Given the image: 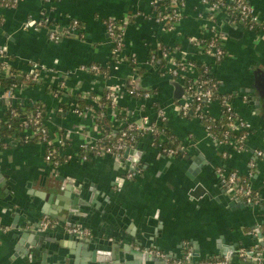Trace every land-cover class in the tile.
Here are the masks:
<instances>
[{"label": "crops", "instance_id": "crops-1", "mask_svg": "<svg viewBox=\"0 0 264 264\" xmlns=\"http://www.w3.org/2000/svg\"><path fill=\"white\" fill-rule=\"evenodd\" d=\"M150 1L19 0L15 7H0V62L23 73L32 72L31 65L37 64L44 82L17 87L13 99L41 101L52 136L66 137L67 147L60 156L73 155L69 163L55 167L45 160L42 143L21 144L13 139L0 143V264H98L97 250L114 251L120 264H142L132 254L140 248L146 253L157 251L169 261L185 264L191 257L202 264L210 258L226 259L225 253L238 255L241 249L264 247L260 232L264 226V108L258 114L243 91L264 83L257 73L264 72V31L247 30L225 10H214L210 17L201 0H183L182 17L168 31L154 23ZM247 2L264 23V0ZM43 17L63 27L78 20L81 33L51 42L46 28H24L28 20ZM106 19L118 20L125 28L119 59L112 54ZM211 30L221 34L225 57L219 62L201 55L194 45ZM163 46L177 59L210 65L218 91L232 97L234 112L251 126L245 150L216 144L197 118L182 116L175 108L176 101L168 104L173 95V87L167 84L172 79L169 66L159 72L149 61L151 51ZM126 57L145 69L144 74L133 73ZM91 65L106 68L108 77L81 69ZM197 70L187 68L186 77H196ZM128 79L138 80L142 89L153 92L141 99L121 91L115 107L108 111L107 127L116 133L127 121L143 117L157 121L159 108L164 125L183 152L176 157L163 155L152 145L151 136L145 135L128 148L140 153L137 163L108 156L78 161L80 145L101 140L105 131L93 108L82 114L74 112L71 96L98 100L105 88L126 84ZM50 88H60L63 95L53 94ZM6 96L7 92L0 90V99L8 102ZM4 109L0 105V115ZM209 114L219 117L218 105L211 106ZM256 151L262 152L258 158ZM220 170L246 177L258 195V204L248 206L237 200L222 183ZM128 173L134 177L128 179ZM64 180L73 188L78 185L67 204L52 199L62 194ZM195 186L202 190L198 197L190 196ZM68 215L78 221L77 226L89 230L87 239L92 242L88 247L55 238L45 244L43 259L26 241L19 244L24 233L36 234L34 229L42 218L64 226ZM48 233L67 236L60 227Z\"/></svg>", "mask_w": 264, "mask_h": 264}, {"label": "built area", "instance_id": "built-area-1", "mask_svg": "<svg viewBox=\"0 0 264 264\" xmlns=\"http://www.w3.org/2000/svg\"><path fill=\"white\" fill-rule=\"evenodd\" d=\"M19 0H15L18 3ZM228 2H232L236 12L228 13L226 4ZM158 0H151L150 7H151V18L153 19L154 23L158 26L161 24L165 26V30H173L177 23L180 21L182 17V8H183V0H170L172 14L167 16L164 12L163 7H159V11L156 13L154 10V6L158 5ZM201 3L205 5L206 14H209L210 17H213V11H221L225 10L227 14L230 16L233 21L239 22L242 25L246 26L247 30L250 31H257L262 30L264 31V23L261 22L258 16L255 14L251 5L247 2V0H201ZM7 0H0V7L5 8H12L8 7ZM235 14V15H234ZM106 31L108 38H110L112 44V54L115 59H119L121 56V50L123 47V35H124V27L123 25H117V29L120 31L118 41H115V32L114 26L111 21L105 24ZM25 29H33V30H40L42 28H46L48 33L47 37L51 42H57L63 36H71V34H78L80 35L81 28L79 27L78 20H72L66 26H59V25H52L48 22L46 18H42L40 20H28L24 24ZM194 45L198 48L201 55L207 56L212 58L214 61L219 62L225 57V51L221 46V34L218 32L211 30L210 34L206 38H200L195 41ZM175 54L168 50L163 53V56L167 60V65L169 66V73L173 80L180 82L183 88V93L181 99L176 101L175 108L182 116L192 115L197 118L200 122H202L204 116L211 117L212 119H219L223 115H226L229 120L228 127L230 128V132H233L234 136L236 135L237 138L233 137L231 134L225 132L223 133L221 140H216L215 136L212 135L211 126L207 125L204 126L208 136L218 145H224L228 148H233L236 151H242L243 147L245 146V142L247 136L249 135L251 126L248 122L241 120L237 114L234 112L232 107V97L228 94H222L217 89L211 88L207 84L208 81H201L197 82L198 75L194 78L186 77V70L187 68H197L199 63L197 64L195 61H185L177 59ZM204 67V71L210 70V65L205 63H200ZM2 70L6 73L9 69L8 65L5 62L1 64ZM32 72H36V74L40 77L39 74V66L37 64L31 65ZM83 70H89L90 72L97 74L98 66L91 65L89 67H82ZM31 73V72H30ZM33 76V79L36 80L37 75ZM186 80H188L186 82ZM126 85H129V88H126ZM110 92H114L115 95L112 98L111 108L115 107V100L117 99L119 93L121 91L127 92L129 95L135 98H149L150 93L138 94L135 91V81L132 79L129 83L126 84H114L111 87L107 88ZM217 91V93L215 92ZM220 95V96H219ZM8 99L10 97V92H7ZM110 97V93L107 95ZM213 105H218L219 107V117L215 118L209 114V109ZM89 109V108H88ZM74 112L77 114H82L84 110H78L76 106H74ZM13 115H15L13 113ZM39 113H36L33 118L29 120L30 126L32 129H29V133L31 135L39 134L42 137L43 145L49 144L53 145L54 148L57 149L59 154L63 152V150L67 147L66 137L63 134H52L50 133L49 129L46 126V123H43L39 120ZM1 123V120H0ZM126 123V122H125ZM164 125V120L162 118V113L158 112V120L152 121L148 117H143L138 121H132L127 123L125 130H123L120 135L116 136L115 139H112L110 135L105 134L101 138V140L96 142H85L80 145V149L77 153V160L80 162H87L94 158H99L103 156H108L117 160H122L124 157V153L126 149L131 146H128V143H132L136 141L137 138L148 135L152 138V145L156 147L159 152L163 155L168 157H176L179 153L183 152V148L178 146L177 148H165L163 146L162 137L164 135L159 134L157 131V127ZM48 137V141L45 143L46 138ZM159 137V143H155V138ZM50 138V140H49ZM3 138L0 136V143L2 144ZM102 140L106 141V145L102 144ZM128 146V147H127ZM262 155L261 151L255 152V157H260ZM63 159V164L69 163L73 159V155L69 153L62 154L61 156ZM45 160L47 162H51V165L58 167L57 163H53L51 160V156H45ZM254 166V163L251 162V167ZM134 177V173H128L127 178L131 179ZM219 177L225 187L231 191L233 196L240 200L242 199L245 205L251 206L258 204L259 198L257 193L251 190L248 185L247 178L244 179V176L239 175L236 171H219ZM61 228V230L71 236L80 237V238H87L90 235L88 229L73 225H60L59 222L56 220H52L50 218L44 217L40 220L34 232L43 234L50 231H55ZM150 255H155L157 257L164 258L162 254L157 251H148ZM238 257L240 259H250L256 262V264H264V247L262 249L258 248H248V249H241L238 252ZM182 262L179 260L169 261L167 260L166 264H181ZM202 264H227V259H215L210 258L203 262Z\"/></svg>", "mask_w": 264, "mask_h": 264}, {"label": "trees", "instance_id": "trees-1", "mask_svg": "<svg viewBox=\"0 0 264 264\" xmlns=\"http://www.w3.org/2000/svg\"><path fill=\"white\" fill-rule=\"evenodd\" d=\"M159 3L158 5L154 6V10L156 13L159 11V7H163L164 12L167 16H170L172 14V8H171V3L170 0H158ZM182 1V0H180ZM244 1V0H243ZM15 0H7V6L8 7H15L16 6ZM227 7V12L232 13L233 11L236 12L234 5L232 2H228L226 4ZM235 15V14H234ZM233 19V17H232ZM231 19V20H232ZM109 21L112 22L114 26V32H115V41H118L119 39V34L120 31L117 29V25L119 24L118 20H112V19H106L105 24H107ZM72 22V21H70ZM79 27H81L80 22H79ZM161 28H165L162 24L159 26ZM246 28V26H244ZM63 36V37H67ZM110 41H112L109 38ZM164 47V46H163ZM160 48L158 51H151V54L149 56V61L153 67H155L159 72L163 68L166 67L167 65V60L163 56V53L168 51L169 49ZM171 51V50H170ZM128 65L131 67L132 72L136 73L139 77L144 74L146 71L145 69H141L137 67L136 64H134L133 59L125 58L124 59ZM2 62H0V90H3L5 92H10V97L8 99V102H6L5 99H0V105L4 106L5 109L3 111V114L0 115V136L4 140H17L21 144H35V143H40L42 141V137L39 134L36 135H31L29 133V129H32V126H30L29 120L34 117L36 113H39V120L43 123H46L47 121V115H46V106L41 102V101H24L22 102L21 100H14L13 95L14 91L17 87H34L36 85H43L44 82L40 80V77L36 74V72H31V73H23L20 72L17 68L15 67H9L8 71L6 73L3 72ZM98 66V72L97 74L103 75L105 78L108 77V70L106 68H102L101 66ZM197 75H198V80L197 82L201 81H208L211 88H215V90H218V83L217 79L214 77L212 74V70H208L207 72L204 71V67L199 64L197 66ZM37 75L36 80L33 79L34 75ZM132 79L126 80L125 83H129ZM188 80H186L187 82ZM177 82V81H176ZM182 85V84H181ZM126 88H129V85H126ZM49 91L53 92V94H56L58 96L63 95V90L60 88H50ZM135 91L138 94H144V93H152L153 91L150 90H145L142 89L140 86L136 84L135 81ZM217 93V91H215ZM110 93V97L108 98L107 95ZM115 93L110 92L108 89H104L100 94V99L94 100L93 96H89V98H83L78 95L76 96H71L72 102L75 104L76 108L78 110H84L86 108H93L95 110L96 116H97V123L104 129L105 134H108L111 136L112 139H115L116 136L120 135V133L125 130L127 123L132 122V121H127L124 123L122 126H120L117 130L116 133L112 132L109 127L106 125V117H108V111L111 108V103H112V98L114 97ZM220 96V95H219ZM65 108V107H64ZM157 108V106H156ZM158 108V112H159ZM13 113L15 115H13ZM105 118V120H104ZM203 126L210 125L211 126V132L212 135L215 136L216 140H221L223 133L227 132L231 134L235 139L237 136L233 134V132H230V128L228 127L229 120L226 115H223L219 119H212L211 117L204 116L203 120L201 122ZM157 131L159 134H162L166 136L167 141L163 143V146L165 148H177L178 143L175 140V138L171 135L169 130L165 125H161L157 127ZM138 139V138H137ZM136 139V141H137ZM159 137H156L155 143H159ZM50 140V138H49ZM48 141V137L46 138L45 143ZM136 141L132 143H128V146H132L136 143ZM103 145H106V141L102 140L101 141ZM127 146V147H128ZM246 147H243V150H245ZM44 150H45V156L50 155L51 160L53 163H57V165H62L63 164V158L60 156L59 152L57 151L56 148H54L53 145L45 144L44 145ZM242 150V151H243ZM180 154V153H179ZM178 154V155H179ZM177 155V156H178ZM51 164V162H49ZM244 179H246L244 177ZM247 180V179H246ZM240 201L243 202L242 199ZM260 232L263 235L264 239V226L260 228Z\"/></svg>", "mask_w": 264, "mask_h": 264}, {"label": "water", "instance_id": "water-1", "mask_svg": "<svg viewBox=\"0 0 264 264\" xmlns=\"http://www.w3.org/2000/svg\"><path fill=\"white\" fill-rule=\"evenodd\" d=\"M257 73H260V75H262V77L264 78V72L258 71ZM253 75L255 78L256 72H254ZM136 84L138 86L140 85L138 80H136ZM167 84L173 87V95H172V98L168 102V104L170 105L173 102L181 99L183 88L178 82H176L173 79L168 81ZM243 91L248 95L247 102L251 101V103L254 104L255 109L257 110V113L259 114V112L262 111L264 108V83H261V84L256 83L248 88H245V90ZM263 118H264V114H263ZM131 155H134V157L132 158ZM139 155L140 153L138 151L134 152L133 150L126 149L123 159L126 158L128 160H132L133 163H137L139 161L138 160ZM195 162L198 163L199 160L196 159ZM188 176L191 178L190 175ZM76 187H78V185L74 186L73 188V185L71 184L70 181L64 180L62 181L61 186H60L62 194L52 196V199H57L67 204L69 202V199L74 197L73 195H74V191ZM201 192L202 190L199 189V186H195V191L190 192V196L198 197L201 194ZM239 207L243 208V205ZM66 210L69 211L70 209L66 208ZM70 214H73V213L71 212ZM52 217L57 218L56 216H52ZM73 219L74 218L71 215H68V217L64 218L65 224L68 226L76 225L78 221L77 220L74 221ZM56 235L57 234L54 233L52 237L51 234L48 232L43 233V234H39V233L35 234V233L28 232V233H24L20 237L18 242L19 244H22L24 241H26L29 244V246L31 245V248L33 249V251L36 252V254L39 253L42 255L43 259H45L46 252H47V249L45 248V244L48 242L50 243L51 240L55 238L66 239L70 241H78L84 246L86 245V247H88L90 243L92 242L91 239L89 240L87 238H80V237H75V236H71L67 234H66L67 236H65L64 234L62 236L60 235V237H56ZM93 243L95 244V242ZM95 254H96L95 257H97L98 264H106L109 262H112L113 264H120L121 258L119 256H116L114 251L111 252L108 250H105V251L97 250L95 251ZM132 254L134 256H137L140 259L142 264H166L168 260L167 258H159L156 256H151L148 253L144 252L141 248ZM222 255L223 257L227 259V264H256L255 261L250 260V259H245V260L240 259L237 255V252H231L230 254L225 253ZM185 264H198V263L194 262L192 258L190 257L188 261H186Z\"/></svg>", "mask_w": 264, "mask_h": 264}]
</instances>
